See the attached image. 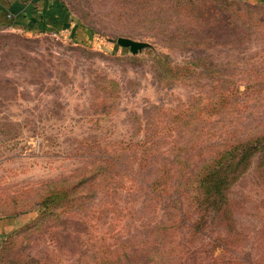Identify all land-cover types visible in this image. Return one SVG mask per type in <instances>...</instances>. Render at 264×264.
<instances>
[{
  "label": "rangeland",
  "instance_id": "1",
  "mask_svg": "<svg viewBox=\"0 0 264 264\" xmlns=\"http://www.w3.org/2000/svg\"><path fill=\"white\" fill-rule=\"evenodd\" d=\"M236 1L264 7V0ZM62 2L75 20L69 32L0 33V193L64 178L89 155L114 151L128 154L125 165L137 178H122L117 197L101 193L87 202L98 214L117 208L111 229L106 219H40L37 199L0 214V264L20 255L37 264H96L105 251L117 264H264V154L232 173L218 205L196 196L198 164L163 197L146 186L145 167L156 155L149 144L159 107L178 109L201 94L211 82L205 73L238 80L241 125L264 121V98L246 91L258 85L240 80L251 64L261 67L264 36L238 20L191 24L174 15L175 0ZM119 37L150 45L133 54ZM170 67H188L195 78L170 79ZM157 149L167 153L165 144ZM182 189L189 194L185 217L177 219L171 206Z\"/></svg>",
  "mask_w": 264,
  "mask_h": 264
},
{
  "label": "trees",
  "instance_id": "2",
  "mask_svg": "<svg viewBox=\"0 0 264 264\" xmlns=\"http://www.w3.org/2000/svg\"><path fill=\"white\" fill-rule=\"evenodd\" d=\"M214 4H217V8ZM172 10L177 18L191 24L210 25L217 17L220 22L232 26L238 20L264 36L263 6L242 5L236 0H175ZM169 69L170 79L187 84L195 78V72L188 67ZM254 69V64H251L245 72L246 78L240 80L256 82L257 88L246 91L249 97L263 99L264 58L261 67ZM204 75L211 82L201 94L193 96L178 109L159 107L161 115L156 120V138L152 136V143L149 142L150 146L156 145V155L145 162L146 168L151 167L147 173L146 186L152 188L151 193L157 197L172 196L175 182L187 180L188 168L198 164L196 196L203 203L218 205L226 202L227 188L236 177H232V173H236L258 153L264 154V121L253 128L241 125L245 101L242 100L243 91L238 80L218 79L215 72ZM163 144L167 148L166 154H161L163 152L157 149ZM120 148L125 151L128 147ZM126 161L128 154L117 151L89 155L84 166L64 178L48 179L38 187L16 193L4 190L0 193V214L10 215L16 213L13 211L25 210L26 205L37 199L40 219L58 220L69 216L85 223L89 219H94V223H103L106 219L111 229L115 225L117 208L108 207L103 211L109 213L98 214L96 208L87 205V202L101 193L117 197L122 178H137L126 167ZM185 190L182 189L176 198L177 206H171L177 219L185 217V196L189 194ZM92 227L98 228L97 224ZM10 249L8 245L7 250ZM105 252L106 255L102 257L95 256L96 264H117L109 251ZM10 263L37 264V261L20 255Z\"/></svg>",
  "mask_w": 264,
  "mask_h": 264
},
{
  "label": "crops",
  "instance_id": "3",
  "mask_svg": "<svg viewBox=\"0 0 264 264\" xmlns=\"http://www.w3.org/2000/svg\"><path fill=\"white\" fill-rule=\"evenodd\" d=\"M74 24L75 20L62 0H0V33L69 32Z\"/></svg>",
  "mask_w": 264,
  "mask_h": 264
},
{
  "label": "water",
  "instance_id": "4",
  "mask_svg": "<svg viewBox=\"0 0 264 264\" xmlns=\"http://www.w3.org/2000/svg\"><path fill=\"white\" fill-rule=\"evenodd\" d=\"M117 42L119 45L129 48L133 54L140 53L150 45L148 42L139 41L130 37H119Z\"/></svg>",
  "mask_w": 264,
  "mask_h": 264
},
{
  "label": "built area",
  "instance_id": "5",
  "mask_svg": "<svg viewBox=\"0 0 264 264\" xmlns=\"http://www.w3.org/2000/svg\"><path fill=\"white\" fill-rule=\"evenodd\" d=\"M53 34H54V35H57V32H54Z\"/></svg>",
  "mask_w": 264,
  "mask_h": 264
}]
</instances>
